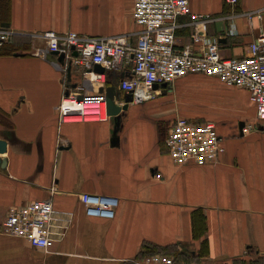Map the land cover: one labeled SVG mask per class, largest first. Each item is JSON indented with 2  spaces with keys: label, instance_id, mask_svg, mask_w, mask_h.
Returning a JSON list of instances; mask_svg holds the SVG:
<instances>
[{
  "label": "crops",
  "instance_id": "obj_1",
  "mask_svg": "<svg viewBox=\"0 0 264 264\" xmlns=\"http://www.w3.org/2000/svg\"><path fill=\"white\" fill-rule=\"evenodd\" d=\"M133 3L10 0L12 36L0 48V264H132L148 246L180 251L178 260L171 257L189 264H264V131L246 90L193 74L153 89L164 102H132L104 120L59 121L68 93L114 86L122 94L117 87L132 65L100 83L91 80L93 68L84 74L71 64L68 75L65 61L35 35H126L134 45L142 28L132 19ZM189 4L213 21L205 40L192 43L189 17L179 18L176 48L190 43L199 55L216 40L222 57L242 58L264 33V0ZM178 117L214 124L224 148L215 162H173L165 139ZM82 194L115 199L114 217L88 216ZM40 200L67 215L54 222L62 234L46 250L1 229L10 207Z\"/></svg>",
  "mask_w": 264,
  "mask_h": 264
},
{
  "label": "built area",
  "instance_id": "obj_2",
  "mask_svg": "<svg viewBox=\"0 0 264 264\" xmlns=\"http://www.w3.org/2000/svg\"><path fill=\"white\" fill-rule=\"evenodd\" d=\"M225 1L235 5L238 0ZM259 12H250L247 16L249 19L259 17L256 14ZM182 17H189L188 25L193 30L191 42L205 40L206 25L213 18L208 14L193 13L189 0H134L132 19L142 28L135 34L134 45L128 43L126 35L88 37L77 32L61 34L46 31L38 38L45 43L46 52L62 54L66 64L71 62L84 74H92L94 65L101 66L104 73H96L92 77L95 83H100L106 73L123 72L131 64V75L123 78L117 89L124 95H130L133 103L153 98L154 85H171L177 79L193 74L244 89L255 106L256 119L264 131V33L249 44L245 57H222L216 40H208L204 52L198 55L190 43L180 48L175 46L176 30L180 27L178 20ZM11 36L9 29L0 28V48ZM73 52L77 55L73 56ZM57 110L61 123L104 120L108 117L106 94L104 91L68 93ZM251 128L252 125L248 124L242 130L247 132ZM220 141L214 124L178 117L167 134L165 147L174 163L203 166L215 162L224 152ZM80 201L88 216L114 217L117 201L113 198L82 194ZM61 214L53 209L50 200L33 201L10 207L1 229L7 235L22 238L33 247L46 250L56 240L55 237L62 234L53 229L54 222L67 216ZM129 261L132 264H189L159 253H143Z\"/></svg>",
  "mask_w": 264,
  "mask_h": 264
},
{
  "label": "water",
  "instance_id": "obj_3",
  "mask_svg": "<svg viewBox=\"0 0 264 264\" xmlns=\"http://www.w3.org/2000/svg\"><path fill=\"white\" fill-rule=\"evenodd\" d=\"M220 42V41H219ZM51 54L58 56V62L62 65L64 64V56L62 54H58V52H52ZM73 56H76V52H73ZM71 69V62L67 63V70L68 75L69 71ZM93 72L98 74H103L104 69L99 65L93 66ZM83 85V84H82ZM166 85H163L165 87ZM78 85H75L73 88L76 89ZM154 89L158 88V85H154ZM105 92L106 94V102H107V114L109 117L116 116L122 111H125L129 104L132 103V98L130 95H122L121 93H116V87L110 86L107 88L101 87L98 92ZM80 98V97H79ZM243 124H240L242 126ZM5 151V143L3 141H0V153H3Z\"/></svg>",
  "mask_w": 264,
  "mask_h": 264
},
{
  "label": "trees",
  "instance_id": "obj_4",
  "mask_svg": "<svg viewBox=\"0 0 264 264\" xmlns=\"http://www.w3.org/2000/svg\"><path fill=\"white\" fill-rule=\"evenodd\" d=\"M9 15H10V0H0V28L7 29L9 25ZM141 253L142 254L143 253H159V254H164L167 256H171L172 254H174L176 259L178 255H183V253H181L180 251L178 252L174 251V253H170V252H167L164 247H154V246L145 247Z\"/></svg>",
  "mask_w": 264,
  "mask_h": 264
},
{
  "label": "rangeland",
  "instance_id": "obj_5",
  "mask_svg": "<svg viewBox=\"0 0 264 264\" xmlns=\"http://www.w3.org/2000/svg\"><path fill=\"white\" fill-rule=\"evenodd\" d=\"M44 33V32H43ZM42 33H40V34H37V35H35V36H37V38H38V36L39 35H41ZM61 34H63V33H61ZM222 84V83H221ZM163 97H154V98H152V99H162ZM163 99H165V100H163L162 102H164V101H166V95L164 96V98Z\"/></svg>",
  "mask_w": 264,
  "mask_h": 264
},
{
  "label": "bare ground",
  "instance_id": "obj_6",
  "mask_svg": "<svg viewBox=\"0 0 264 264\" xmlns=\"http://www.w3.org/2000/svg\"><path fill=\"white\" fill-rule=\"evenodd\" d=\"M91 80H93V78H91Z\"/></svg>",
  "mask_w": 264,
  "mask_h": 264
}]
</instances>
